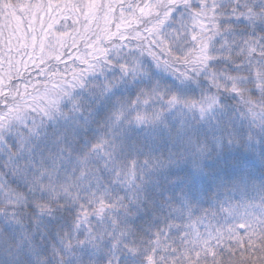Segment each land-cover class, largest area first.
Instances as JSON below:
<instances>
[{
  "label": "snow or ice",
  "instance_id": "obj_1",
  "mask_svg": "<svg viewBox=\"0 0 264 264\" xmlns=\"http://www.w3.org/2000/svg\"><path fill=\"white\" fill-rule=\"evenodd\" d=\"M0 264H264V0H0Z\"/></svg>",
  "mask_w": 264,
  "mask_h": 264
}]
</instances>
